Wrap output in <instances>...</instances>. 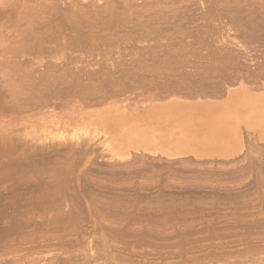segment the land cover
Masks as SVG:
<instances>
[{
    "label": "bare ground",
    "instance_id": "1",
    "mask_svg": "<svg viewBox=\"0 0 264 264\" xmlns=\"http://www.w3.org/2000/svg\"><path fill=\"white\" fill-rule=\"evenodd\" d=\"M62 1L66 4V6ZM164 1L166 2V0H164ZM164 1L163 0H61V3H60L57 0H0V168L5 169L6 166H8V167L12 166V168L14 170H15V168H21L23 170H24V168H27V169L30 168L29 170L30 171L32 170V172H34L33 169H35V168L38 169V167H40L43 164V162L42 163L40 162L39 163L40 165H39L38 163H36V160L40 159V161H44V163H45L48 161V159L51 160L54 158L52 161H49V162H54V163L59 162L58 161L59 159L58 160L55 159L56 157H54V156H57V158L63 157L62 160L64 158L68 159L70 156L73 159L75 157V160H76V157H78L79 154L80 155L82 154V156H80L81 161H82L83 158L85 157V155L89 151V150L83 149V144L85 142L88 143V141H91L93 143V147H94V144H96L98 146V149L100 150L101 158L98 156V154L95 155L94 157H96V158L99 157L100 159L103 160V161L101 160L103 162L102 164H104L106 166L104 168L107 169L109 167L110 171L111 170H117V171L123 172L125 175L127 174L126 175L127 179H128V177L131 178V176H134V175H135V178L137 177V179H138V176H139V179H141L142 177L144 178V176L142 175L143 172H145V173H143L144 175L147 173V171H150L153 173L158 172V174H159V172L162 168L163 169L166 168V166H165V168L163 167L164 162L166 163L167 166H168V164L170 166L171 164H174V163L177 164V162H178V164H179V162L185 163V161H191V162L194 161V162H197L198 165L203 163V162H209V163L215 162L214 161L215 159H220L219 161L223 160L225 163L230 162L232 160L234 161L235 159H237L239 157L238 156V155H240L239 153L242 152L241 150H243L242 147H243V144L245 143V141L247 143L248 142L253 143V141H255V142L264 141V69H263V72H260V70L258 71L257 68L255 69V66H253V65L249 66V63H248L247 66L244 65V67L246 68L245 69L246 71H244V68L241 67L243 65H240V62H239L240 60L238 61V59L232 54H230V56H229V54H228L229 52H227V54L223 56V54H225V53L222 52L221 55L214 57V59H212L211 61L203 63L204 65H202V67H201L202 69L207 67L205 69L212 68L211 70L201 71L200 69H198V68H200V66H199V67H197V70L195 69L196 71H198V72H196L197 73L196 77H194V75L189 77L190 76L189 73H191L190 70L184 72V73L188 74L189 76H186L185 74H184L185 76H182L183 72L180 71V73L182 72L181 75L179 76V73H178V75L176 74L177 76L175 75L176 76L175 77L172 72H174L175 70L178 72V69L181 70L180 66L178 67L176 65L181 64V63L186 65L185 63H189L190 61L186 60V62H185L183 60L185 57V56H183L184 52L182 51V49L177 48V46H176V45H178L177 41H176L177 44L172 41L171 35H173V33L171 34V32L173 31V29H171V28H173V27H170V25L176 26V24H178V22L177 23L175 22V25L173 24L174 19L177 21H180V22H184L183 20L186 19V16L178 15V14H180V12L178 10H177L178 12L175 11L176 12L175 13L173 11V9L168 8L169 6H166V4L164 5V7L166 6L167 9H172V10L169 12L170 14H167L168 12L164 13L163 11H167V10H163L161 8L163 10L162 11L159 8L160 5L163 6L164 3H162V2H164ZM259 1H261V0H259ZM171 2H172V0L170 2L168 0V2H166V3H168V5H169ZM177 2L180 3V1H177ZM181 2H182V0H181ZM27 3H29V4H27ZM149 3H154L155 5H156V3H162V4L157 5L159 10L156 8V11H153V12L150 11L149 12L147 9L148 12L147 11L143 12V7L147 8L148 5L152 6V4H149ZM258 3L260 4V2H258ZM58 4H60V5L64 4L63 5L64 7H60ZM177 4H176V6H177ZM234 4H236V3H234ZM240 4H242V3H240ZM30 5H32L31 6L32 8L30 7ZM171 5L173 6V4H171ZM245 5L246 4H244L243 6H245ZM134 6H136V8ZM137 6H140V8H138ZM172 6H170V7H172ZM180 6L181 5H179V7ZM255 6L256 5H254V7ZM90 7H91V9H90ZM247 7H248V5H247ZM251 7H248V8H251ZM260 7H258V8H260ZM234 8H235V10L232 9V6H231V9H229V7H228V9H225V7L220 8L219 9L220 12L217 9V12H216L217 15L216 16H219L221 19H225L224 21L220 20V22L222 23V21H223L226 26L227 25L229 26L228 28L231 27L234 30H238L239 36L242 38H246L248 36L249 37L250 36L255 37V38L256 37L258 38V36L260 37V35L263 34L260 32L262 30H264V16L263 15L260 16L262 11L257 16L256 12H258V13L260 12V11H256L258 8L253 9V10L256 9L255 10L256 12L254 11L255 13H253V11H251L252 9L251 10L249 9L251 12L247 13V11H246L247 8L245 9V11L242 10V9H244V7L241 10L238 8L236 9V7H234ZM176 9H177V7L175 8V10ZM260 9H262V7ZM27 10H28V12H27ZM249 10H248V12H249ZM181 13H183V12H181ZM195 13L196 12L193 13L194 14L193 18L190 17V18H192V20L187 16V18H189L191 20V22H193V19L196 20L199 17H201L200 14H203V13H201V11L199 12V14L197 12V15H195ZM22 17H23V19H22ZM24 18H25V20H24ZM15 19L16 20L21 19V21L22 20L25 21V23L23 24V27H21V25H20V29L18 28L13 33L11 32V34L6 33L12 27H10L8 29L5 26V24L6 23L9 24L8 21H10V24H11L13 22L12 20H15ZM189 19H188V22H190ZM16 20L14 21L15 24L14 23L11 24L12 26L17 24ZM186 20H185V22H186ZM20 22H19V24H20ZM180 24H185V23H180ZM180 24H178V25H180ZM180 27H179V29H180ZM14 29H16V28H14ZM14 29L12 28V30H14ZM169 29H171L172 31L170 32ZM175 29L178 32L179 29H177V28H175ZM225 29H227V27ZM228 31H231V30H228ZM173 32H175V30ZM244 57H246V56H244ZM252 60H254V59L252 58ZM245 63H246V60H245ZM254 63H252V64H254ZM259 63H260V60H259ZM174 66L176 67V69ZM214 66L215 67L218 66L219 70H221V69L225 70L226 69V70H230V71L225 72L222 70L224 73L221 74L222 71L220 72ZM239 66L241 67L240 69H238ZM184 70L185 69H183V71ZM199 71H201V72H199ZM202 72L207 73L206 76H205V74L203 75ZM214 72H216V73H214ZM198 73H199V75L202 74L203 76L202 75L199 76ZM69 135H73V136H69ZM42 137H45V139H42L43 141L42 140H40V141L47 144L44 146L45 148L42 149V150H44L43 151L44 155H42L41 158H36V160L35 159L33 160V158L36 156V154H38V152L36 153L35 150L33 149L34 146L35 147L38 146V143H37L38 141L36 142L37 145L31 143L30 141L32 140V142H33V140H34V142H35V140H37L38 138H42ZM70 139H72V141L74 140V143L71 141L73 143V146L70 144L71 143ZM26 140H28V141H26ZM52 141H55V142H52ZM81 141H83V142L85 141V142L83 144H81ZM67 142H70V143H69V146L66 147L65 144ZM92 143H91V145H92ZM58 145H60L59 147H61L63 145L62 148H64L65 150L58 147V149H60L61 152H56L57 149L54 147H56ZM64 145H65V147H64ZM75 145H77V146L81 145L82 147H78V149H76L74 147ZM39 148L41 149V145L39 146ZM49 148H50V150H47ZM52 148H54L55 150ZM27 152H28L29 156H28V154H26ZM31 152L32 153L34 152V153L31 154ZM51 152H53V154H55V153L56 154L52 155ZM91 152H92V150H91ZM30 156H33L32 159H29ZM40 156H41V154L39 155V157ZM1 157H3L4 159H1ZM5 157H7V159H5ZM36 157H38V156H36ZM89 158H91V157L89 156ZM62 160L60 161L61 163H62ZM87 160H84V161L86 162ZM93 160H94V158H93ZM96 160H99V159H96ZM96 160H94V161H96ZM67 161H68L67 165L71 164V162H69V159ZM79 161H80V159L78 160V162ZM101 161H100V163H101ZM156 161H159V162L155 163ZM49 162L46 163V165L49 166ZM64 162H63V164H66ZM74 162L76 163V161H74ZM91 162H92V160H91ZM191 162H189V163H191ZM194 162L192 163V165L194 164ZM95 163H97V161ZM100 163H99V165L102 166ZM186 163L188 164V162H186ZM253 163L254 162H252V164ZM57 165L59 168H62V167L64 168V166H65V165L63 166L62 164H60L62 166L61 167V166H59V163ZM67 165H66V167H67ZM72 165L76 166L74 163ZM72 165H70V166H72ZM78 165L81 166V164H78ZM78 165H77V167H78ZM89 165H88V167H89ZM93 165H94V163H93ZM198 165H197V167H198ZM85 166H87V165H85ZM169 166L166 169L167 171H164V172L169 173L171 170L173 171L174 168L171 169L173 166H170V168H169ZM43 167H44L43 168L44 170L42 169V167L40 169L45 171L46 166H43ZM50 167H48V168L50 169ZM53 167L55 168V165ZM53 167H51V169ZM190 167H191V165H190ZM12 168H11V171H13ZM49 169H48V172H49ZM72 169H74V168H72ZM72 169H71V171H72ZM88 169H90V168H88ZM97 169H95V170H97ZM99 169H100V167H99ZM169 169H170V171H168ZM195 169H197V168H195ZM7 170H9V168ZM23 170H21V173H23ZM53 170H51V172ZM55 170H56L55 174H57V169H55ZM80 170H81V168H80ZM82 170L86 171L84 173H88V171L86 169L85 170L82 169ZM190 170H191L190 172H192V169H190ZM2 171H3V169H2ZM59 171L61 173L62 169L61 170L59 169ZM69 171H64V172L68 173ZM183 171H184V169H183ZM187 171H189V170L186 169V172ZM194 171H193V173H195ZM244 171H245V169H244ZM244 171H243V173H245ZM6 172H8V171H6ZM25 172H26V170H25ZM48 172L45 171L44 173L46 174ZM64 172L61 174L62 175L65 174L63 176L65 178L67 173H64ZM72 172L74 173V171H72ZM95 172H98V170ZM99 172H101V171H99ZM112 172L115 173V171H112ZM161 172H163V171H161ZM164 172H163V174H165ZM197 172H198V170H197ZM12 173L14 174V172H12ZM60 173H59V178H60ZM77 173H79V172H77ZM81 173H82V171H81ZM107 173L110 174L111 172L107 171ZM227 173H229V172H227ZM227 173H225V174H227ZM34 174H36V173L34 172ZM34 174L32 173V175H34ZM52 174H53V172H52ZM52 174H50V175H52ZM71 174L72 173H70V175ZM88 174L90 176V172ZM96 174L93 173V175H96ZM100 174H102V173H100ZM109 174H107V175H109ZM158 174H157V176H158ZM169 174H171V173H169ZM198 174H200V173H198ZM17 175L19 176V171L16 174V178H18ZM91 175H92V172H91ZM141 175H142V177L140 178ZM147 175L148 174H146L145 176L147 177ZM161 175H162V173H161ZM194 175L195 174H193V176ZM260 175H261V173H260ZM71 176L74 177L73 175H71ZM150 176H155V175H150ZM174 176H175V173H174ZM6 177H7V173H6ZM8 177H7V179H8ZM22 177H23V182L26 180L27 181L29 180V178L24 180V177H26L25 175H23ZM63 177H61V178H63ZM108 177L109 176H105V179L106 178L108 179ZM3 178H5V177H3ZM37 178H39V177H37ZM41 178L43 180V177H41ZM45 178H47V175ZM49 178H51V176ZM49 178H47L45 180L48 181ZM80 178L83 179L82 177H80ZM100 178H101V176H100ZM109 178H111V177H109ZM162 178H164V177H162ZM162 178H159V180L161 179L160 181H162L163 180ZM7 179H6V181H7ZM51 179H53V178H51ZM98 179H99V177H98ZM209 179H212V178H209ZM13 180H15V179H13ZM109 180L110 179H108V181ZM8 181L11 182L10 179H8ZM58 181L60 182V180H58ZM65 181H68V180H65ZM65 181H64V183H66ZM70 181H72V183H73V180H70ZM79 181H80V179H79ZM87 181L90 182L91 180H87ZM93 181H91V182L94 183ZM99 181H100V179H99ZM113 181H114V179H113ZM125 181L126 180H124L123 183L121 181L120 182H121V184L125 185V184H127V183H125ZM139 181H138V183H139ZM163 181H165V179ZM262 181H264V180H262ZM3 182L4 181L2 179V183ZM30 182H29V184H30ZM37 182H38V180H37ZM37 182H36V184H37ZM74 182H75V184H77L78 180H77V183H76V181H74ZM83 182H86V181L84 180ZM95 182L97 183V181H95ZM109 182L105 181L103 183L105 185H106V183L108 185L110 183H112V182H110V183ZM7 183H9V182H7ZM13 183H17V182H13ZM45 183H47V182H45ZM68 183L71 185L70 182H68ZM81 183H82V181H81ZM113 183H112V185H114ZM130 183H133L132 185L134 186V181H129L128 182L129 186H130ZM166 183H168V182L165 181V184ZM215 183L217 184L216 181H215ZM17 184H20V182ZM26 184H28V183H26ZM48 184H49V182H48ZM51 184H52V182H51ZM53 184H55V182ZM57 184H58V182H57ZM118 184H120V183H118ZM141 184H142L141 185L142 188H144L145 187V186L143 187L144 184L143 183H141ZM7 185H10V184H7ZM20 185H22V184H20ZM40 185H42V183L41 184L39 183L38 187H41ZM45 185H47V184H45ZM56 185H54L53 188H55ZM62 185H63V182H62ZM62 185H61V188L64 189ZM72 185L74 186V184H72ZM72 185H71V187L73 188ZM86 185L90 187V185H88V184H86ZM105 185H103V187H105ZM159 185L160 184H158L157 186H159ZM162 185H163V182H162ZM166 185H169V184H166ZM254 185H255V183H254ZM64 186H67V183ZM75 186H77V185H75ZM96 186H94V188ZM98 186H100V185H98ZM7 187L5 185L4 189ZM18 187H19V185H18ZM22 187H24V186H21V188ZM42 187H43V185H42ZM82 187H84V186H82ZM106 187H107V185H106ZM110 187H112V186H110ZM110 187H108L109 190H110ZM125 187H126V185H125ZM130 187H132V186H130ZM140 187H138L139 191H140ZM195 187H197V186H195ZM49 188L50 187H48L47 189H49ZM72 188H70V189H72ZM87 188L85 187V189H87ZM91 188H92V185H91ZM101 188L102 187L96 188V190L101 189ZM112 188H116V186H114ZM112 188H111V190H112ZM123 188H121V189H123ZM153 188H154V186H153ZM182 188H183V186H182ZM39 189H37V190H39ZM44 189L45 188H43V190ZM148 189H150V188H148ZM5 190H7V189H5ZM80 190H82V189L80 188ZM130 190H132V189L130 188ZM8 191H9V189H8ZM40 191H39V193H40ZM51 191H49V192L52 194ZM99 191H102V190H99ZM153 191H154V189H153ZM172 191L170 193H172ZM175 191H177V190H175ZM35 192H36V190H35ZM46 192H47V190H46ZM49 192H47L48 195H49ZM93 192L95 194V191H93ZM111 192H113V190ZM115 192H114V194H116ZM213 192L215 193L214 190H213ZM66 193L68 194L69 192H66ZM120 193L121 192H119L118 194H120ZM128 193H130V192H128ZM0 194H2V193H0ZM26 194H28V193H26ZM63 194H64V192H63ZM175 194H176V192H175ZM194 194H196V193H194ZM31 195H33V194H31ZM31 195L28 197L33 198V196L31 197ZM69 195H71V194H69ZM117 195L116 196L114 195V196L117 197ZM129 195L130 194H128V196ZM139 195H140V193H139ZM143 195H145V194H142L139 197H142ZM51 196H50V199H51ZM54 196H56V195H53V197ZM63 196L61 195V192H60L61 198H57L54 200V198L52 197L54 202L50 203V204L52 205L55 203L56 200H60V199L64 198ZM66 196H68V195H66ZM66 196H65V198H67ZM145 196H143V198H146ZM157 196H159V195H157ZM34 197H36V196H34ZM73 197H74V195H73ZM139 197H138V200H139ZM38 198H41V196ZM74 198H76V197H74ZM80 198H81V195H80ZM85 198L91 199L90 196L85 197ZM127 198H129V197H127ZM148 198H150V194H149ZM161 198H162V196H161ZM210 198H212V196ZM18 199H16V200H18ZM70 199H72L70 201V203L73 201L72 203L74 204L76 199H73L70 197L67 201L69 202ZM77 199H79V198H77ZM89 199H88V203H89ZM99 199H101V196ZM99 199H98V202H99ZM103 199H105V198H103ZM112 199H114V201H115V199H117V198L113 197ZM40 200H42V199H40ZM154 200H156V198H154ZM28 201H30V200H28ZM32 201L33 202L30 201V203H32L34 205V202L36 200H32ZM49 201L47 203L48 205H49ZM67 201L65 200L64 202L66 204H68ZM79 201H80V199H79ZM127 201H129V200H127ZM145 201L147 202V200H145ZM145 201L139 200L138 203H140V202L143 203ZM151 201H152V199H151ZM190 201H191V199H190ZM37 202H39V200ZM46 202L44 201V203H46ZM57 202L55 204H57V206H58ZM62 202L63 201H61L60 204ZM86 202H87V200H86ZM100 202H102V201H100ZM109 202H107V203L109 204ZM30 203L28 202L29 205H30ZM36 203H35V205H36ZM127 203H129V202H127ZM197 203H198V201H197ZM24 204H26V203H24ZM38 204L42 205L41 203H38ZM38 204L36 205V207L38 206L40 208L41 206H39ZM47 204H45L43 206L46 207ZM133 204H129V206L132 205L135 207L136 204L135 205H133ZM33 205H30V206L33 207ZM76 205H78V203ZM88 205H87V207H88ZM109 205H111V204H109ZM116 205H115V207H116ZM121 205H123V204H121ZM53 206L51 208L55 209ZM69 206H67V208ZM108 206L106 208H108ZM159 206H157V207L159 208ZM16 207H17V205H16ZM72 207H74V206H72ZM72 207H70V208L72 209ZM103 207H104V205H103ZM124 207H126V205L123 206V208ZM164 207H166V206H164ZM171 207L173 208V206H171ZM59 208H61V207H59ZM123 208H121V209H123ZM144 208H147V207L145 206ZM168 208H170V207H168ZM34 209H37V208H35V206H34ZM50 209H47V210L49 211ZM64 209H66V208H64ZM64 209H63V211H64ZM73 209H75V208H73ZM108 209H107V211H109ZM138 209H139V207H138ZM210 209H212V208H210ZM68 210H69V208H68ZM72 210H70V212ZM125 210H126V208H125ZM142 210H146V209H142ZM147 210H146V212H147ZM151 210L152 209L148 210V212H147L148 214L151 213L150 215L147 214L148 217L149 216L153 217L152 216L153 212H150ZM154 210H156V209H154ZM160 210H161V207H160ZM160 210H158V212H160ZM164 210H163V213H164ZM196 210H198V209H196ZM27 211H28V209H27ZM29 211H30V208H29ZM91 211H93V210H91ZM118 211H120V210L118 209ZM174 211H176V210H174ZM72 212H74V211H72ZM76 212H78V211H76ZM76 212H74V213L76 214ZM131 212H132V210H131ZM136 212H138V210ZM146 212H145V215H146ZM156 212H157V210H156ZM176 212L175 213L172 212V213L176 214ZM187 212H188V210H187ZM205 212H207V210ZM74 213H72V214H74ZM97 213H94V215L95 214L98 215ZM99 213H101V211ZM140 213L142 215V212H140ZM165 213H166V211H165ZM169 213H171V212H169ZM179 213H180V211H179ZM45 214L46 213H44V215ZM69 214H71V213H69ZM72 214H71V218H70L71 220H73L72 217L74 216V215L72 216ZM105 214H106V211H105ZM108 214L111 215L110 218H112V215L114 213L113 214L108 213ZM125 214H127V213L125 212ZM128 214H130V213H128ZM94 215L92 218H94ZM137 215H138V213H137ZM141 215H138V216H141ZM155 215H157V214H155ZM171 215L168 214V215H163V216L164 217L165 216L171 217ZM161 216H159V217H161ZM182 216H183V214H182ZM98 217H100V216H98ZM98 217H96V218H98ZM106 217H107V215H106ZM144 217H142V218L144 219ZM155 217H157V216H155ZM170 217H169V220H170ZM186 217H188V216H186ZM249 217H251V216H249ZM65 219H67V218H65ZM146 219L147 218L145 217L144 220H146ZM153 219H155V218H153ZM214 219H216V218H214ZM23 220H25V219H23ZM71 220H68V222H71ZM76 220H78V218ZM93 220H96V219H93ZM97 220H99V218ZM102 220H106V218L102 219ZM108 220H106V221L108 222ZM119 220H121V219H119ZM125 220H127V219H125ZM135 220H136V218H135ZM135 220H133V221L135 222ZM138 220H141V219L139 218ZM138 220H137V222H138ZM149 220L150 219H148V221ZM255 220H256V218H255ZM10 221H11V219H10ZM133 221L131 224H133ZM166 221H167V219H166ZM94 222H98V224H99V222H101V221L99 220V221H94ZM118 222H116V223H118ZM140 222H142V221H140ZM154 222L156 223V221H154ZM161 222H162V220H161ZM128 223H126V224H128ZM170 223H172V222H170ZM190 224H191V221H190ZM117 226H119V225H117ZM248 226H249V224H248ZM112 227H113V225H112ZM137 229H139V228H137ZM199 229H201V228L199 227ZM126 230H124V231H126ZM121 231H123V230H121ZM191 231H192V229H191ZM115 233H116V231H115ZM118 233H119V231H118ZM118 233H116V234H118ZM189 233H192V232H189ZM194 234H196V233H194ZM203 234H205V233H203ZM132 235H135V234H132ZM145 235H147V234H145ZM176 235H177V233H176ZM126 236H128V235H126ZM148 236H149V234H148ZM158 236H159V234H158ZM161 239H163V237ZM166 241H167V239H166ZM155 243H156V241H155ZM262 259H264V258H262ZM262 263H263V261H262ZM248 264H250V263L248 262Z\"/></svg>",
    "mask_w": 264,
    "mask_h": 264
},
{
    "label": "rangeland",
    "instance_id": "2",
    "mask_svg": "<svg viewBox=\"0 0 264 264\" xmlns=\"http://www.w3.org/2000/svg\"><path fill=\"white\" fill-rule=\"evenodd\" d=\"M57 1L61 3V0H57ZM170 1L171 0H169V2ZM177 1H180V3ZM177 1L172 0L173 3L171 2L168 5V3H166V2H168V0H166V2L165 1L162 2V3H164L163 6L160 5L162 3H156V5L154 3H149V4H152V6L148 5L147 8L143 7V12L147 11V9L149 12L150 11L153 12V11H156V8L158 10H159V8L160 9L162 8L163 10H167V11H163L161 9L164 13L168 12L167 14H170L169 12L173 9L174 12L175 11L180 12V14L177 13L178 15L186 16L187 20L184 19L183 20L184 22H180V21H177L174 19V22H173L174 25H175V22L176 23L178 22V24L185 23V24H180V25L176 24V26L170 25V27H173L171 29H173V31L175 30V32H173L171 29H169L170 32L172 31L171 34L173 33V35H171L172 41L175 43L177 41L178 42V45H176L177 48L182 49V51L184 52L183 56H185V57L183 60L185 62H186V60L190 61L189 62L190 64L184 62L186 65L188 64L187 66L184 65L183 63H181L182 65L181 64L176 65L178 67L180 66L181 70H179L177 68L178 72L176 70L174 71L175 73L172 72L174 74V76L176 74L178 75V73L180 76L181 73L183 72L182 76H185V75L189 76L190 75L189 77H191L194 75V77H196V74H197L196 72H198L196 70H197V67H199V66H200V68H198V69H200L201 71L211 70L212 68L205 69L207 67L202 69L201 67H202V65H204L203 63L211 61L212 59H214V57L221 55L222 52L225 53V54H223V56L226 55L227 52H229L228 53L229 56H230V54H232L238 59V61L240 60L239 61L240 65H243L241 67L244 68V71H246L245 70L246 68L244 67V65L247 66L249 63V66L253 65V66H255V69L257 68L258 71L260 70V72H263V69H264V66H263L264 65V35H263L264 30H262L260 32L263 34H261L260 37L258 36V38L257 37L256 38L251 37V36L250 37L248 36L246 38H242L239 36L238 30H234L231 27H230L231 29L228 28L229 26L228 25L226 26L223 22L225 19H221L219 16H216L217 15V13H216L217 9L220 12V10H219L220 8L225 7V9H228V7H229V9H231V6H232V9L235 10L234 7H236V9H237L240 5L241 6L238 8L240 10L244 7V9H242V10L245 11V9L247 8V10H246L247 13H250L251 11H253V13H255L256 11H260L259 13L256 12L257 16L262 11L260 16H262V15L264 16V10H263L264 9V7H263L264 1L263 0H261V1H259V0H243V1L242 0L241 1L240 0H237V1L236 0L235 1L234 0H199V1L198 0H188V1L182 0V2H181V0H177ZM238 1L242 4H240ZM258 2H260V4ZM234 3H236L238 6ZM27 4H29V3H27ZM158 4L160 5L159 8L157 6ZM165 4H166V6H169L168 8H172V9H167L166 6H165L166 7L165 8L164 7ZM171 4H173V6ZM176 4H177V6H176ZM244 4H246V5L243 6ZM58 5L60 7H64L62 4L61 5L58 4ZM179 5H181V6L179 7ZM247 5H248V7L252 6L253 8L252 7L248 8ZM254 5H256V6L254 7ZM31 6L32 5H30V7ZM65 6H66V4H65ZM170 6H172V7H170ZM260 6L262 7V9H260L261 8ZM134 7L136 8V6H134ZM137 7L140 8V6H137ZM176 7H177V9L175 10ZM258 7H260V8H258ZM254 8H256V9L258 8V9L257 10L255 9L256 10L255 11V10H253ZM90 9H91V7H90ZM249 9L250 10L252 9V10L250 11ZM248 10H249V12H248ZM200 11H201V13H203V14H200L201 17H199L196 20L193 19V22H191V20L194 16L193 13L196 12L195 15H197V12L199 14ZM27 12H28V10H27ZM181 12H183V13H181ZM187 16L189 18L192 17V18H190L191 20L189 18H187ZM22 19H23V17H22ZM188 19L190 20V22H188ZM15 20H12L13 22L11 24H13V23L15 24V22H14ZM24 20H25V18H24ZM185 20H186V22H185ZM220 20H223L222 23L220 22ZM20 21H21V19L16 20L17 24L13 25V26L10 24V21H8L9 24L6 23L5 26L8 29L10 27H12L13 29L14 28H16V29H14V30H12V28H10L9 30L7 29L8 31L6 33H9V34H11V32L13 33L18 28L20 29V25H21V27H23V24L25 23V21H23V20H22L23 22L22 21L20 22ZM19 22H20V24H19ZM174 27L177 29H179V27H180L178 32ZM226 27H227V29H225ZM228 30H231V31H228ZM243 55L246 56L247 58L244 57ZM252 58L255 61L252 60ZM245 60H246V63H245ZM259 60H260V63H259ZM251 62L254 64H252ZM241 67L239 66L238 69H240ZM215 68L218 69V66H216ZM175 69H176V67H175ZM183 69H185V70L183 71ZM189 70L191 72V73L188 72L189 75L184 73L185 71H189ZM222 70L223 69H221L219 71L221 72ZM180 71H182V72L180 73ZM201 71H199V72H201ZM223 71L228 72L230 70L225 69ZM223 71L221 74L224 73ZM214 73H216V72H214ZM204 74L206 76L207 73H203V75ZM198 75H199V73H198ZM201 75H199V76H201ZM69 136H73V135H69ZM42 139H45V137L38 138L37 140H35V142H34V140H33V142H32V140L30 141L31 143H33L35 145H37L36 142L38 141L37 142L38 146H36V147L34 146L33 149L35 150L36 153L38 152V154L39 153L41 154L40 157H39L40 154L39 155L36 154V156H38V157H36L34 155L35 157L33 158V160L34 159L36 160V158H41L42 155H44V153H43L44 150H42V149H44L45 148L44 146L47 144L42 142L43 141ZM40 140H42V141H40ZM26 141H28V140H26ZM71 141H72V139H70V142ZM52 142H55V141H52ZM70 142H67L65 144L66 147L69 146ZM72 142L74 143V140ZM72 142L70 144L73 146ZM84 142L81 141V144H83ZM85 143L83 144V149H86L89 151L85 155V157L83 158L82 161H81V157H80V156H82V154L81 155L79 154V156L76 157V160H75V157L73 159L72 157L69 156L68 159H69V162H71V164L68 163L69 165H67V162H68L67 158L63 159L65 161L64 162L62 160L63 157L57 158V156H54V157H56L55 159H57V160L59 159L58 160L59 162H56V163L49 162V161H52L54 158L51 160L48 159V161L45 163H44V161H40V159L36 160V163H38V164L40 162L41 163L43 162L42 165L47 167V168L45 167L46 172H48V169H49L48 167H50V166L53 167L55 165V168L53 167L51 169V167H50L51 170L54 169L52 171L53 174H52L50 169H49V172L45 174L44 173L45 171H43L44 167L42 165L40 167H38V169H36V168L33 169L37 175L34 174V172H32V170L30 171L29 170L30 168L29 169L24 168V170L21 168H15V170H14L12 168V166H9V167L6 166L7 168L5 167V169L0 168V172H1L0 173V179L2 178L4 181L2 183V179L0 180V193H2V194H0V264H248V262L250 264H264V259H262V258H264V223H263L264 222V186H263L264 181H262V180H264V176H263L264 175V172H263L264 171V166H263L264 165V158H263L264 157V141H258V142L253 141V143L252 142L247 143L245 141V143L243 144V147H242L243 150H241L243 153L242 152L239 153L240 155H238V156L240 158L238 157L234 161L232 160L230 162L225 163L223 160L219 161L220 159H215L214 160L215 162H211V163L203 162L199 165L197 164V162H194V161H193L194 162L193 165H192L193 162H191V161H185V163L179 162V164L181 163L180 165L177 162V164L174 163V164L170 165V166H173L171 169L174 168L173 171L172 170L170 171V169L168 170V171H170L169 173H171V174L164 172V171H167L166 169L169 166V164L167 166L166 163L164 162L163 167L165 168V166H166V168L165 169L162 168L163 170L161 169L159 172L160 175L162 173L161 176L164 178H162L158 174V172H154L155 173L154 174L153 172L147 171V173H146V174H148L147 177L145 176L146 174L145 175L143 174L145 172H143L142 175L144 176V178L141 175L140 176V178L142 177L141 179H139V176H138V179H137V177L135 178V175L131 176V178L133 177L134 179L133 178L131 179L130 177H128V179H127V176H126L127 174L125 175L123 172H120L117 170H111L110 171L109 167L107 168L108 169L107 170L106 168H104L106 166L104 164H102L103 160L100 159L101 156H100V150L98 149V146L96 144H94V147H93V143L91 141H88V143L87 142H85ZM91 143H92V145H91ZM39 144L41 145V149L39 148V146H40ZM65 145H64V147H65ZM59 146L60 145L54 147L57 149L56 152H61V150L58 149ZM62 146L59 148H62ZM76 146L77 145L74 146L76 149H78V147H82L81 145H79L77 147ZM54 148H52V149H54ZM62 149L65 150L64 148H62ZM47 150H50V148ZM91 150H92V152H91ZM33 153L31 152V154H33ZM51 153H52V155L56 154L55 152H54L55 154H53V152H51ZM26 154H28V152ZM97 154L100 158L94 157ZM28 156H29V154H28ZM89 156L91 158H89ZM32 157L33 156H30L29 159H32ZM92 157L94 158V160L99 159V160H96L97 163H95L96 161H94ZM1 159H4V158L1 157ZM5 159H7V157H5ZM79 159L81 162L80 161L78 162ZM61 160H62V163L60 162ZM73 160L76 161V163ZM84 160H87V161L85 162ZM91 160L94 163V165L91 162ZM100 161H101V163H100ZM48 162H49V166L46 165V163H48ZM63 162L66 164H63ZM158 162L159 161H156L155 163H158ZM186 162H188V164ZM189 162H191V163H189ZM252 162H254L255 164L254 163L252 164ZM58 163H59V166H61L60 164H62L63 166L65 165L64 168L62 166H61L62 168H59L57 165ZM73 163L76 166L72 165ZM99 163L102 166H100ZM78 164H81V166ZM84 164L87 166H85ZM66 165H67V167H66ZM70 165H72V166H70ZM77 165H78V167H77ZM88 165H89V167H88ZM190 165H191V167H190ZM197 165H198V167H197ZM170 166H169V168H170ZM41 167L43 170L40 169ZM99 167H100V169H99ZM8 168H9V170H7ZM11 168L13 169V171H11ZM72 168H74V169H72ZM80 168H81V170H80ZM88 168H90L92 171ZM195 168H197V169H195ZM2 169H3V171H2ZM20 169L23 170V173H21ZM55 169H57V174H55V172H56ZM59 169L60 170L62 169L61 173H63L64 171L70 170L69 172L72 173L71 175H73L74 177H72L69 172L68 173L64 172V173H67V175L64 178L63 176L65 174L62 175L60 173ZM71 169H72V171H74V173L71 171ZM82 169H84V170L86 169L88 171V173L90 172V176L88 173H84L86 171H83ZM95 169H97L98 172H95V171H97ZM183 169H184V171H183ZM186 169L189 171L186 172ZM190 169H192V172H190L191 171ZM244 169H245V171H244ZM17 170L19 171V176L17 175L18 178H16V174L18 172ZM25 170H26V172H25ZM106 170L108 172H111L110 173L111 175L109 173H107ZM197 170H198V172H197ZM6 171H8V172H6ZM81 171H82V173H81ZM99 171H101V172H99ZM112 171H115V173H113ZM161 171H163L165 174H163V172H161ZM193 171L195 173H193ZM243 171L245 173H243ZM12 172H14V174ZM31 172L35 176L32 175ZM77 172H79V173H77ZM91 172H92V175H91ZM227 172H229V173H227ZM6 173H7V177L10 175L9 176L10 178L8 177V179H10L11 182L8 181V179L6 177ZM59 173H60V178L63 177L65 180H68V181H65L63 178H61L62 179L61 180L59 178ZM93 173L94 174L97 173L96 174L97 176L93 175ZM100 173H102V174H100ZM156 173L158 174V176ZM174 173H175V176H174ZM192 173L195 175L193 176ZM198 173H200V174H198ZM225 173H227V174H225ZM260 173H261V175H260ZM50 174H52V175H50ZM107 174H109V175H107ZM21 175L26 176V177H24V180L29 178L28 181L29 182L31 181L30 184L27 180L23 182V177ZM46 175H47V178H49L51 176V178H53V179L49 178L50 180L48 179V181H46L45 180V179H47V178H45ZM150 175H155V176H150ZM36 176L39 178H37ZM100 176H101V178H100ZM105 176L111 177L112 179L109 177H108V179H110L109 180L110 182H112V183L114 182L113 183L114 185H112V183H110L107 178L105 179ZM3 177H5V178H3ZM41 177H43V180ZM80 177H82L83 179H81ZM98 177H99L100 181H99ZM159 178H162L163 180L165 179V181L168 182L166 184H169V185H166L165 181H163V180L160 181L161 179L159 180ZM209 178H212V179H209ZM6 179H7V181H6ZM13 179H15V180H13ZM79 179H80V181H79ZM113 179H114V181H113ZM37 180H38V182H37ZM58 180H60V182L62 181L63 185H62V182L60 183ZM70 180H73V183ZM77 180H78V183H77ZM84 180L86 182H83ZM87 180H91L95 184L92 183L91 181L89 182ZM124 180L127 181V182L125 181V183H127V184H125L126 187H125V185L121 184V182L123 183ZM50 181L52 182V184L55 182V184L52 185ZM64 181L67 183V186L69 185L68 186L69 188L67 186H64V185H66V183H64ZM74 181H76L77 184H75ZM81 181H82V183H81ZM95 181H97L98 184ZM105 181L109 182L111 185L110 184L108 185L106 183V185H107V187H106V185L103 183ZM129 181H134V186L136 188L132 185L133 183H130V186H132L133 188L130 187L128 184ZM138 181H139V183L140 182L143 183L144 184L143 187L145 186L146 188L145 187L142 188V186H141L142 184L141 183L139 184ZM215 181L217 182V184L215 183ZM7 182H9V183H7ZM13 182H17V183L20 182V184H22V185L17 184V183H13ZM25 182L28 184H26ZM36 182H37V184H36ZM45 182H47V183H45ZM48 182H49V184H48ZM57 182H58V184L60 183L65 190L62 189L61 185L60 184L58 185ZM68 182H70L71 185L74 184V186L72 185L73 188L71 187V185ZM162 182H163V185H162ZM39 183L40 184L42 183L43 187H42V185H40L41 187H38ZM118 183H120L121 185ZM254 183H255V185H254ZM7 184H10V185H7ZM45 184H47V185H45ZM86 184L90 185V187L87 186ZM158 184H160L161 186L160 185L157 186ZM5 185H6V187L8 186L7 188H5L7 190L4 189ZM18 185H19V187H18ZM54 185H56L55 188H53ZM75 185H77V186H75ZM91 185H92V188H91ZM98 185H100V186H98ZM103 185H105V187H103ZM181 185L183 186V188ZM21 186H24V187L21 188ZM82 186H84V187H82ZM94 186H96V187L94 188ZM110 186H112V187L116 186V188H112ZM153 186H154V188H153ZM195 186H197V187H195ZM46 187L47 188L50 187L51 189L49 188L50 189L49 190ZM85 187L86 188L88 187L87 188L88 190L85 189ZM100 187H102V188L96 190V188H100ZM108 187H110V190ZM138 187H140V191H139ZM43 188H45V189L43 190ZM70 188H72V189H70ZM80 188L82 190H80ZM111 188H112L113 192H111L112 191ZM121 188H123V189H121ZM130 188L132 190H130ZM148 188H150V189H148ZM8 189H9V191H8ZM37 189H39V190H37ZM153 189H154V191H153ZM35 190H36V192H35ZM40 190L41 191L43 190V191L41 192ZM46 190H47V192L52 190L51 191L52 194L49 192V195H48ZM99 190H102V191H99ZM175 190H177V191H175ZM213 190L215 191V193L213 192ZM39 191H40V193H39ZM59 191L61 192L62 196L64 195L63 196L64 198L55 201V203L58 201L57 202L58 206L55 203L51 205L50 203L54 202L52 199L53 195H56L53 197L54 200L57 198H61ZM93 191H95V194ZM118 191L121 192L122 194L121 193H120L121 195L118 194L119 193ZM171 191H172V193H170ZM63 192H64V194H63ZM66 192H69V193L67 194ZM114 192L116 194H114ZM128 192H130V193H128ZM175 192H176V194H175ZM26 193H28V194H26ZM139 193H140V195L145 194L146 196L145 195H143V196H145L147 199L143 198V196L139 197L140 196ZM194 193H196V194H194ZM31 194H33V195H31ZM69 194H71V195H69ZM128 194H130V195L128 196ZM149 194H150V198L152 199V201L150 198H148ZM30 195H31V197L33 196V198L28 197ZM66 195H68L69 197ZM73 195L76 198H74ZM80 195H81V198H80ZM88 195L91 197V199L85 198V197H89ZM114 195L115 196L117 195V197H115ZM152 195L153 196L155 195V196L153 197ZM157 195H159V196H157ZM34 196H36V197H34ZM40 196H41V198H38ZM50 196H51V199H50ZM65 196L67 198H65ZM100 196H101V199H99ZM161 196H162V198H161ZM209 196L210 197L212 196V198H210ZM70 197L73 199H76V201L74 200L75 205L72 203L73 201L70 203V201L72 199H70L69 202L67 201ZM113 197L117 198V199H115V201H114V199H112ZM127 197H129V198H127ZM138 197H139L140 201L147 200V202L146 201L143 202L144 204L142 202L138 203V201H139ZM77 198H79L80 201ZM103 198H105V199H103ZM154 198H156V200H154ZM189 198L191 199V201ZM16 199H18V200H16ZM31 199L36 200L34 202V205L32 203H30V201L33 202ZM37 199L39 200V202H37L38 201ZM40 199H42V200H40ZM64 199L67 201L68 204H66L64 202L65 201ZM88 199H89V203H88ZM98 199H99V202L102 201L103 203L102 202L99 203ZM28 200H30V201H28ZM47 200L48 201L50 200L49 205L47 204L48 203ZM86 200H87V202H86ZM127 200H129V201H127ZM27 201L30 203V205H33V207L30 206ZM44 201L45 202L47 201V202L44 203ZM61 201H63L62 202L63 204L62 203L60 204ZM197 201H198V203H197ZM107 202H109V204H111V205H109ZM127 202H129V203H127ZM24 203H26V204H24ZM35 203H36V205L38 203H41L42 205L38 204L39 206H41L39 208L38 206L36 207ZM77 203H78V205H76ZM45 204H47L46 207L43 206ZM121 204H123V205H121ZM129 204H133V205L136 204V205H135V207L130 205L131 206L130 207ZM168 204L169 205L171 204V205L169 206ZM16 205H17V207H16ZM87 205H88V207H87ZM103 205H104V207H103ZM115 205H116V207H115ZM125 205H126V207L123 208V206H125ZM156 205L157 206L160 205L159 208ZM34 206L37 209H34ZM52 206L55 209L51 208ZM67 206H69L68 207L69 210H68ZM72 206H74V207H72ZM107 206L109 209L106 208ZM145 206L147 208H144ZM164 206H166V207H164ZM171 206H173V208ZM59 207H61V208H59ZM63 207L66 208L68 211L66 209H64ZM70 207H72V209L73 208H75V209L72 210ZM138 207H139V209H138ZM160 207H161V210H160ZM168 207H170V208H168ZM29 208H30V211H29ZM121 208H123V209H121ZM125 208H126V210H125ZM210 208H212V209H210ZM27 209H28V211H27ZM47 209H50V210L48 211ZM63 209H64V211H63ZM107 209L109 211H107ZM112 209L113 210L115 209L116 211L115 210L113 211ZM118 209L120 211H118ZM142 209H146V210L152 209L150 212H153L152 213L153 217H150V216L148 217L147 216L148 210L146 212V210H142ZM154 209H156L157 212ZM196 209H198V210H196ZM70 210H72L74 212H76V211H78V212H76V214H75L72 211L70 212ZM91 210H93V211H91ZM131 210H132V212H131ZM137 210H138V212H136ZM158 210H160V212H158ZM163 210H164V213H163ZM174 210H176L177 212ZM187 210L189 213L187 212ZM206 210H207V212H205ZM100 211H101V213H99ZM105 211H106V214H105ZM165 211H166V213H165ZM179 211H180V213H179ZM125 212L127 214H125ZM140 212H142V215ZM145 212H146V215H145ZM169 212H171V213H169ZM172 212H174V213L176 212V214H174ZM44 213H46V214L44 215ZM69 213H71V214L74 213V214H72V216L74 215L72 217L73 220L70 219L71 214H69ZM94 213H97L98 215L95 214L96 215L95 216ZM108 213H110V214L114 213L113 214L114 216L112 215V218H110L111 215H109ZM128 213H130L131 215ZM137 213H138V215H141V216H138ZM154 213L157 215H155ZM121 214L122 215L124 214V215L122 216ZM150 214L151 213H149L148 215H150ZM168 214L169 215L172 214L171 217L170 216H167V217L163 216V215H168ZM182 214H183V216H182ZM93 215H94V218H92ZM106 215H107V217H106ZM98 216H100L101 218ZM144 216L147 218L146 220H144L145 219ZM155 216H157V217H155ZM159 216H161V217H159ZM186 216H188V217H186ZM249 216H251V217H249ZM96 217H98L99 220L101 221V222H99V224H98V222H94V221H99V220H97L98 218H96ZM142 217H144V219ZM169 217H170V220H169ZM9 218L11 219L12 222L10 221ZM22 218L25 220H23ZM65 218H67V219H65ZM77 218H78V220H76ZM105 218H106V220L109 219L108 222L106 220H102ZM135 218H136V220H135ZM139 218L141 220H138ZM153 218H155V219H153ZM214 218H216V219H214ZM255 218H256V220H255ZM93 219H96V220H93ZM119 219H121V220H119ZM125 219H127V220H125ZM148 219H150L151 221L150 220L148 221ZM166 219H167V221H166ZM68 220H71V222H68ZM133 220H135V222ZM137 220H138V222H137ZM161 220L163 223L161 222ZM132 221H133V224H131ZM140 221H142V222H140ZM154 221H156V223ZM190 221H191L192 225L190 224ZM116 222H118V223H116ZM170 222H172V223H170ZM124 223L125 224L128 223L129 225L128 224L125 225ZM248 224H249V226H248ZM112 225H113V227H112ZM117 225H119L120 227ZM199 227L201 229H199ZM137 228H139V229H137ZM191 229H192V231H191ZM117 230L119 231V233ZM121 230H123V231H121ZM124 230H126V231H124ZM115 231L118 234H116ZM189 232H192V233H189ZM193 232L196 234H194ZM131 233L135 234V235H132ZM176 233H177V235H176ZM203 233H205V234H203ZM145 234H147V235H145ZM148 234H149V236H148ZM158 234H159V236H158ZM126 235H128V236H126ZM162 237H163V239H161ZM166 239H167V241H166ZM155 241H156V243H155ZM262 261H263V263H262Z\"/></svg>",
    "mask_w": 264,
    "mask_h": 264
}]
</instances>
